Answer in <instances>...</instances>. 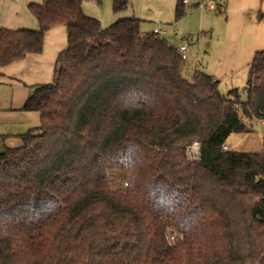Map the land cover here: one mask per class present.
<instances>
[{"label":"trees","instance_id":"obj_1","mask_svg":"<svg viewBox=\"0 0 264 264\" xmlns=\"http://www.w3.org/2000/svg\"><path fill=\"white\" fill-rule=\"evenodd\" d=\"M28 9L38 28L0 26V68L42 52L55 25L68 45L23 107L40 126L0 152V264H264V151L224 148L264 120V49L225 94L204 70L187 77L177 47L139 19L103 27L82 0Z\"/></svg>","mask_w":264,"mask_h":264},{"label":"rangeland","instance_id":"obj_2","mask_svg":"<svg viewBox=\"0 0 264 264\" xmlns=\"http://www.w3.org/2000/svg\"><path fill=\"white\" fill-rule=\"evenodd\" d=\"M198 4L199 0H191L189 5H185V14L176 19V0H130L128 7L118 13L113 9V0H82L84 11L98 18L103 27H108L123 18H136L141 21L143 32H152L156 26L161 25L167 31L161 36L173 46L179 45V35L189 42L192 35H199V38L195 37L193 42H190L189 50L192 57L186 60L184 66V73L189 78L196 69L213 74L219 70L222 74L228 64L222 63L224 57L227 54L238 55L242 48L236 47L240 40L239 32L234 36L228 34L227 15L207 8L194 7ZM62 37L63 42L68 45L66 33ZM249 67L247 64L239 69H233L231 76L216 75L221 80V92L227 94L231 89H242L247 80ZM53 74L52 69L51 78ZM12 94L13 87L0 80V149L4 148V144L10 146V142H21L22 145L19 134L41 124L39 112L12 109ZM242 96L246 99L247 93L243 92ZM247 122L249 129L232 133L226 144L231 150L261 153L264 151V122L256 118L248 119ZM128 180L122 171H117L113 175L115 187H126ZM171 239H174V236L171 235Z\"/></svg>","mask_w":264,"mask_h":264},{"label":"crops","instance_id":"obj_3","mask_svg":"<svg viewBox=\"0 0 264 264\" xmlns=\"http://www.w3.org/2000/svg\"><path fill=\"white\" fill-rule=\"evenodd\" d=\"M41 1L43 0H0V26L38 28V20L29 11L28 5L31 2ZM223 2L226 6V13L221 12L219 8L212 11L227 15L228 34L234 36L235 33L239 32L240 40L236 47L242 48L238 55L230 56L227 54L224 57L222 63L228 64L226 65L227 69L222 74L219 70L215 74L206 71L215 77H217L216 75L218 77H222V75L231 76L233 69L250 65L256 51L264 49V0H223ZM194 7H198V5ZM65 33L67 35L66 24L53 26L45 34L42 52L28 54L24 58L0 68V80L13 87L12 109L25 110L23 107L30 95L31 86L53 81L54 74L51 78V71L52 69L55 70L59 53L67 47V44L62 40ZM191 37L192 39L189 40L192 43L195 37L199 38V35H192ZM181 39L183 37L179 35V43ZM190 42L189 44H191ZM20 98H22L21 101ZM262 121L264 122V120ZM19 137L21 138V134ZM21 141L23 144L22 138ZM10 143V147L21 145V142ZM7 146L9 145L4 144V148L0 149V152H3Z\"/></svg>","mask_w":264,"mask_h":264},{"label":"built area","instance_id":"obj_4","mask_svg":"<svg viewBox=\"0 0 264 264\" xmlns=\"http://www.w3.org/2000/svg\"><path fill=\"white\" fill-rule=\"evenodd\" d=\"M185 5H188L190 0H183ZM198 7L204 9L207 8L209 10H216L218 8V2L217 0H199ZM154 32L158 34H166L167 31L162 28L161 25H158L154 28ZM190 44L187 40H180L179 45L177 46V49L179 51L180 56L184 60H188L192 57V54L189 50ZM224 148H228L227 144H224ZM187 155L190 160H198L201 156V143L199 140H194L190 145L187 147Z\"/></svg>","mask_w":264,"mask_h":264}]
</instances>
